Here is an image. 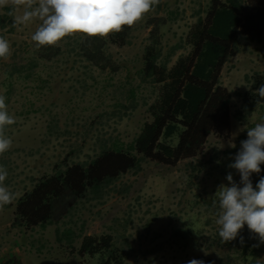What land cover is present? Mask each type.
Listing matches in <instances>:
<instances>
[{"label": "rangeland", "instance_id": "374dc122", "mask_svg": "<svg viewBox=\"0 0 264 264\" xmlns=\"http://www.w3.org/2000/svg\"><path fill=\"white\" fill-rule=\"evenodd\" d=\"M166 1L161 0V4ZM36 3L38 0H34ZM209 3L210 0H178L175 4L177 17L172 21V31L167 39L169 45L165 48L176 44L180 47L169 65L180 55L190 52L191 44L184 40L190 26L204 14ZM10 5L11 0L0 5V13H5L6 6ZM164 5L149 13L165 14ZM26 7L17 6L16 15L22 16ZM40 23L39 17H32L16 27L8 25L0 29V37L6 39L10 50L8 56L0 57V96H4L7 88L2 84L6 70L15 71L16 77L21 75L15 81L6 105L15 123L5 125L0 131V135L11 141L9 148L0 153V165L8 171L4 185L15 192L17 198L24 189L31 187L32 176L37 178L45 171L52 172L58 162L64 166V157L71 150L76 151L69 157L70 162H86L99 152L100 136L118 135L126 141L132 140L143 121L149 118L147 106L155 100L159 89L157 84L143 81L138 71L144 48L149 43L150 27L145 26V19L133 30L129 45H108L100 60L106 67L95 64L98 58H91L85 52L90 44L84 45L87 36L83 33L66 36L57 45L37 48L31 37ZM106 37L92 38L97 41L95 38ZM239 48L238 54L225 64L221 75L222 84L232 93V112L241 106V96L237 92L247 87L245 74L255 70L264 72V40L241 38ZM138 82L143 84L139 97L130 103L125 96L127 89ZM40 85L43 86L41 89L38 88ZM125 97L128 108L116 111V102H125ZM257 115L258 111L254 112L252 119ZM232 123L230 137L211 135L197 158L182 160L176 166L143 161L140 170L121 175L105 187L102 197L91 196L80 201L65 218L75 220L74 227L78 232L113 234L116 244L123 249L124 264H187L204 249L189 247L182 251L177 247L170 236L171 222L182 225L197 212L205 210L199 194L206 198L214 196L220 184L228 183L226 175L229 172L239 183L238 172L228 167L237 152L226 150L233 148L232 144L236 145L246 124L235 116ZM215 154L217 156L213 158ZM214 159L217 160L212 161ZM209 161L212 163L202 171L192 168L195 163ZM15 204L16 200L0 206V244L3 248L12 245L6 242H32L35 248L39 245L43 256L30 254L24 264H54L56 261L73 264L81 260L80 256L68 255L59 248L56 224L48 225L42 232L39 228L29 230L26 235L8 232L6 228L17 224L14 223ZM154 235L156 239L151 240ZM258 262L264 264V251ZM84 264H101L100 257L86 256Z\"/></svg>", "mask_w": 264, "mask_h": 264}, {"label": "trees", "instance_id": "16d2710c", "mask_svg": "<svg viewBox=\"0 0 264 264\" xmlns=\"http://www.w3.org/2000/svg\"><path fill=\"white\" fill-rule=\"evenodd\" d=\"M177 2L167 0L161 4L159 0L154 9H162L165 4V14L152 15L148 12L131 27L123 26L119 33L112 32L106 38H95L97 41L92 37L83 40L84 45L90 44L85 52L91 58H98L95 64L106 67L100 60L109 44L121 47L129 45L133 30L143 19L145 26L150 27L149 43L144 48L138 71L143 81L153 82L159 89L155 100L147 106L149 118L143 121L138 134L130 141L118 135L109 138L100 136L99 152L86 162H70L69 157L76 151L71 150L64 157V166L58 162L52 172L45 171L37 178L32 176L31 187L24 189L16 199L14 223L27 228L38 224L43 227L56 224L59 248L67 251L68 255L81 257L73 264H84L86 256L96 255L100 257L101 264H124L125 259L123 249L116 244L113 234L78 232L74 227L75 220L65 218L72 214L80 201L91 196L102 197L105 187L131 170H140L143 161L176 166L182 160L197 158L211 135L230 137L233 116L245 123L246 127L237 138L236 147L226 150L228 153L240 150V142L247 139V128L264 122V100H259L256 95V89L264 84V72L255 70L245 74L247 87L237 92L242 102L234 112L231 110L232 93L221 82L225 64L240 50L241 38L259 42L264 40V0H210L204 14H200L190 26L184 40L191 44L190 52L180 55L169 65V60L180 47V44H176L165 48L169 45L167 39L172 31V21L177 17ZM10 6H6L5 13H0V29L8 25L12 27L13 18L8 15ZM15 74L12 70H6L4 74L2 84L7 87L4 93L7 99L15 81L21 77ZM128 77L131 78V73ZM142 86L138 82L127 89L125 96L128 102H134L139 97ZM42 87L40 85L38 88ZM126 97L125 102H116V111L128 108ZM256 111L258 115L252 119ZM216 156L213 155V158ZM212 161L195 163L192 168L202 171ZM261 168L259 174L251 176L254 187L264 176V164ZM199 197L205 210L197 212L194 218L182 225L171 222L170 236L177 247L182 251L189 247L204 249L195 259L204 260L205 264H258V257L264 251V243L260 242L258 236L245 225L236 239L222 243L218 235L220 226L215 222L214 196L206 198L199 194ZM156 237L152 236L151 240ZM204 243L207 246L204 247ZM53 263L60 264L59 261Z\"/></svg>", "mask_w": 264, "mask_h": 264}, {"label": "clouds", "instance_id": "9594fccd", "mask_svg": "<svg viewBox=\"0 0 264 264\" xmlns=\"http://www.w3.org/2000/svg\"><path fill=\"white\" fill-rule=\"evenodd\" d=\"M8 0H0V5ZM159 0H11L8 15L13 18L12 27L18 23L39 17L41 23L31 39L36 47L57 45L66 36L83 33L87 37H106L119 33L123 26L131 27L144 14L154 9ZM27 5L22 16H17V6ZM10 54L9 43L0 37V57ZM259 100H264V84L256 89ZM6 97L0 96V131L5 125L15 123L6 110ZM259 101H257L258 103ZM11 141L0 135V153H4ZM231 147L235 148V144ZM264 164V122L247 128V139L240 142V150L234 162L228 165L235 169L240 181L237 183L229 172L227 184H220L214 194L216 224L222 243L236 239L245 225L264 243V176L253 186L251 176L262 171ZM7 168L0 165V206L13 203L16 193L10 191L4 181ZM243 243V238L241 237ZM187 264H205L204 260L191 259Z\"/></svg>", "mask_w": 264, "mask_h": 264}, {"label": "crops", "instance_id": "0c3cea01", "mask_svg": "<svg viewBox=\"0 0 264 264\" xmlns=\"http://www.w3.org/2000/svg\"><path fill=\"white\" fill-rule=\"evenodd\" d=\"M48 226V225H47ZM46 226V227H47ZM44 229L45 227L41 226L40 224L35 225V226H31L29 228H27V226L25 225H13L10 226V228H6L8 232H18V233H23V234H27V232H29V230H38ZM6 243H10L12 245H9L7 248H3V244H0V264H24V262H27L29 259V255L32 254L33 256H43V253L40 250V246H36L33 247V245H35L32 242H6Z\"/></svg>", "mask_w": 264, "mask_h": 264}]
</instances>
